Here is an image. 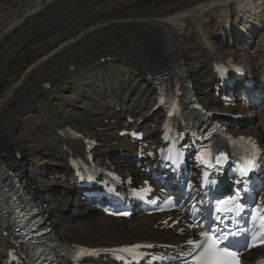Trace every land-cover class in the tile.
Returning a JSON list of instances; mask_svg holds the SVG:
<instances>
[{
  "label": "bare ground",
  "instance_id": "6f19581e",
  "mask_svg": "<svg viewBox=\"0 0 264 264\" xmlns=\"http://www.w3.org/2000/svg\"><path fill=\"white\" fill-rule=\"evenodd\" d=\"M97 1L0 0V158L10 160L21 170V158L14 154L15 151L11 152L20 146V139L11 134L15 118L22 114L21 108L38 99H45L51 92L48 90L44 93L39 87V81L43 78L59 81L69 76H79L80 71L77 69L70 73L68 65L72 63L78 64V69L84 67L85 74H89V66L97 69L103 66L108 72L116 70L118 73L114 81L109 85H98L93 90V96L89 97L96 103L95 110L101 116L95 127L107 128L111 142H116L117 148L124 146L128 150L130 144L118 138L117 131L128 116L144 119L145 123L157 117L154 113L146 118L149 107L156 100L146 70L155 68L168 58H184V44L178 37L179 32L193 27L188 40L194 41L197 52L209 63L213 55H236L240 34L235 35L231 30L230 34L236 39L235 47H221L224 37L217 36L219 31L216 27L206 22H214L215 17L225 10H236V13H243L248 18L264 16V0H167L160 7L155 3L160 0H114V3L104 8L94 9L96 12L91 10L90 16L87 15L89 11L85 16H79L80 10L88 6V2H91V7H95ZM176 3L177 6L174 5ZM188 7L191 8L187 10ZM191 20L193 24H190ZM247 34L250 37L253 35L250 31ZM253 36L257 38L259 33ZM108 52L114 56L113 67H107L106 62L94 64L95 59ZM240 56L246 59L243 53ZM248 66L257 71L253 59ZM66 73L68 76H63ZM205 75L210 77V71ZM253 91H258L264 97V86L257 85ZM148 102H152L149 107ZM213 106H217V103L214 102ZM255 106L256 103L241 112L254 115L253 127L247 130L264 142V105ZM10 116L14 117L12 126L6 129ZM110 119L114 120L113 124H110ZM51 130L52 134L48 135L46 142L56 156L53 176L58 175L62 184L70 186L72 179L62 146L67 144L68 148L78 152L82 151V146L72 139H63L54 126ZM150 133L153 134L154 130ZM104 149L110 156L114 146L107 143ZM129 161L126 157V168H130L126 166H130ZM64 189L65 194L69 193L67 187ZM69 198L70 195L63 197L66 202H69ZM79 215L75 221L63 219L62 214L49 217L54 231L68 242H81L90 246H100L103 241L116 240L104 242L112 244L150 236L144 229L153 224L155 218L143 216L119 220L100 216L92 209H84ZM7 246L8 238L0 232V259H3L1 253ZM85 264L107 263L87 261Z\"/></svg>",
  "mask_w": 264,
  "mask_h": 264
},
{
  "label": "rangeland",
  "instance_id": "374dc122",
  "mask_svg": "<svg viewBox=\"0 0 264 264\" xmlns=\"http://www.w3.org/2000/svg\"><path fill=\"white\" fill-rule=\"evenodd\" d=\"M115 1L99 0L97 1L95 7H91V2H88V6L80 10L79 16H85L88 13L87 11H89L87 14L89 15L91 10L96 12L97 10L94 9H99L101 6L104 8ZM174 5L177 6V3ZM82 13H84V15ZM192 31L193 28L188 34L192 33ZM178 37L179 39L181 38L183 44L185 45H183L182 50L185 56L187 73H189L191 79L193 80L199 95L202 98L204 96H210V92L205 89V85H208L207 82H209L210 79L203 77L204 70L202 58L200 57V53L197 52L196 46L193 44L194 41L188 40L186 32L179 34ZM256 45L260 47L258 48L255 60L259 59L261 61L264 44L257 43ZM112 63V61L111 63L109 61L106 63V66L108 67L110 65L109 67H113ZM126 70L127 69H124L123 71ZM117 73L118 72L116 70L111 69V73L108 75L106 68L101 66L99 69L93 68L89 74L80 72L79 76H69L68 78L63 79V81L51 80L54 89L50 88L51 92L48 96L45 99H38L35 103L30 102L25 105L21 108V110H23L22 114L17 115L15 118L16 123L13 127L11 136L13 135L14 137H18L20 139V146L16 147V149L13 148L11 152L18 151L21 154L20 156H22V158L20 161L23 165L21 168L25 171L26 176L30 177V179L35 183L37 190L41 194V199L47 203L48 207H50L49 213L51 217L53 214H62L63 219H71L75 221L78 219L80 216L79 214L83 210L76 206V203L78 202H75L76 199L70 193V186L63 184L64 187H67L69 192L65 194V196L70 195L69 202H66L62 198L63 195H60L61 187H59V182L54 181L52 178L53 169L54 172L56 171V166L53 165V163H55L54 161L56 156L54 152L47 147L45 139H48V135L52 134V130H50L51 126L56 124L61 125L64 123H71L78 129H82L83 127L86 132L93 133V123L98 119V116L92 112L93 107L95 110L96 103L92 100V98L90 99L89 96H93V90L97 88L98 85H107V83L108 85L109 83L111 84V82L114 81L115 76H117ZM63 76H68V74L66 73ZM46 80H50V78H47ZM89 91L91 93H89ZM46 92L47 91H44V93ZM209 99L212 104H214V102L217 103L212 96L209 97ZM9 118V122L5 125L6 129L12 126L14 117L10 116ZM24 119L27 120L26 123H23ZM97 123L98 120L95 121V124ZM99 138L102 139L103 144L111 139L107 134V131H102ZM101 151L102 148L99 151V155H101ZM104 152L106 156H108L107 150L104 149ZM108 157L111 159L115 158L114 154H111ZM115 163L117 165L122 164L119 159L115 160ZM126 166L129 167V165ZM52 221L54 222L53 218ZM152 225L153 224H150V226L144 229L145 233H150L151 235H153L154 232L159 235L170 234V232L158 230L153 232ZM146 237L149 236H145L144 238ZM128 241L132 240L128 239ZM104 242H116V240L103 241L100 246L103 245Z\"/></svg>",
  "mask_w": 264,
  "mask_h": 264
},
{
  "label": "snow or ice",
  "instance_id": "6c2138e0",
  "mask_svg": "<svg viewBox=\"0 0 264 264\" xmlns=\"http://www.w3.org/2000/svg\"><path fill=\"white\" fill-rule=\"evenodd\" d=\"M161 103H164L163 98H161ZM246 138L240 137L241 141H245ZM247 142L252 145L253 148V159L248 161L249 167H245L242 171L244 175H247L251 170L255 159V144L252 141L251 137L247 138ZM221 156H224L221 153ZM226 159V157H224ZM219 162V157L217 158ZM215 183V181H213ZM247 191V189H245ZM223 203V202H222ZM220 211L221 209H217ZM237 215L243 211V205L237 206ZM200 235L203 237V240L193 241L188 240V244L192 245L194 249L199 250L198 254L193 258L194 264H242L241 255L239 251L232 250V243L228 242L229 235L235 236V233H221L219 236L210 234L209 232H201ZM256 240V237H253V241ZM260 245H264V239L259 241ZM223 245V247L221 246ZM248 246H256L255 243ZM138 247V246H137ZM151 247V245H149ZM85 254H95L87 253V250H81L77 252V258Z\"/></svg>",
  "mask_w": 264,
  "mask_h": 264
},
{
  "label": "water",
  "instance_id": "95a60500",
  "mask_svg": "<svg viewBox=\"0 0 264 264\" xmlns=\"http://www.w3.org/2000/svg\"><path fill=\"white\" fill-rule=\"evenodd\" d=\"M168 1L166 0V1H155V3L160 7V6H162V5H165L166 3H167ZM124 5H127V4H124ZM123 5V6H124ZM127 8L129 9V6H127ZM145 8H146V6H145Z\"/></svg>",
  "mask_w": 264,
  "mask_h": 264
}]
</instances>
